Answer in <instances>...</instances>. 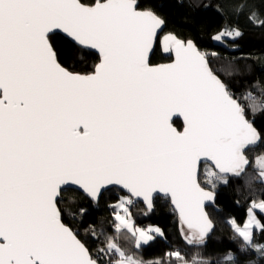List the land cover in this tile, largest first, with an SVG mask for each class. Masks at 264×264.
<instances>
[{
    "label": "snow or ice",
    "instance_id": "snow-or-ice-1",
    "mask_svg": "<svg viewBox=\"0 0 264 264\" xmlns=\"http://www.w3.org/2000/svg\"><path fill=\"white\" fill-rule=\"evenodd\" d=\"M247 6L238 0V11ZM164 25L138 0H0V264H144L118 237L136 249L154 239L129 211L138 198L151 209L154 194L170 197L186 243L204 244L213 228L205 202L229 174H247L248 152H264V134L248 118L264 103L237 95L222 78L227 69L214 68L192 40L163 34ZM58 32L95 50L98 62L65 66ZM241 35L225 28L214 39ZM158 52L171 62L155 63ZM255 165L264 184V154ZM69 190L92 201L122 193L111 205L113 235L101 229L105 246L95 253L63 218ZM256 210L264 212V199L252 201L243 226L230 223L243 241L238 251L264 257ZM166 256L163 264H209L179 250ZM225 261L241 264L231 253Z\"/></svg>",
    "mask_w": 264,
    "mask_h": 264
},
{
    "label": "trees",
    "instance_id": "trees-1",
    "mask_svg": "<svg viewBox=\"0 0 264 264\" xmlns=\"http://www.w3.org/2000/svg\"><path fill=\"white\" fill-rule=\"evenodd\" d=\"M138 3L165 20L163 34L171 32L180 39L194 41L201 51L208 54L214 68L227 69L229 74L222 78L237 95L252 92L257 97V104L264 103L260 99L261 90H264V26L259 23L264 20V0H246L248 6L243 11L237 10L238 0H138ZM253 13L255 19H250ZM225 28H238L242 35L235 40L225 37L223 41H216L214 37ZM58 36V56L65 66L80 71L98 62L95 52L75 46L60 32ZM172 58L168 53L158 52L153 60L155 63H167ZM248 118L264 134V111L249 113ZM175 125L180 128L182 121L176 120ZM260 154H264L260 148L248 152L250 165L247 174L239 178L229 174L228 183L217 184L213 190L216 206H209L207 211L214 229L203 245L186 243L179 214L170 199L162 196L154 199L152 209L135 201L129 211L136 225L156 226L164 236L155 233L152 241L136 249L130 238L121 235L118 237L121 247L144 264L157 260L163 264L169 259L166 253L177 250L188 260L195 256L209 264H226L225 257L229 253L237 256L241 264H264V257L259 253L238 251L243 241L237 237L230 223L235 220L237 224H244L252 201L264 199V184H261L255 166V158ZM121 195L118 190L107 192L95 202L71 190L64 194L60 205L63 218L93 253L105 246L101 229L113 235L111 205ZM256 215L264 223V212L257 211ZM92 228L97 230L95 237L91 234ZM254 233L255 242L264 243V232L254 228Z\"/></svg>",
    "mask_w": 264,
    "mask_h": 264
},
{
    "label": "water",
    "instance_id": "water-1",
    "mask_svg": "<svg viewBox=\"0 0 264 264\" xmlns=\"http://www.w3.org/2000/svg\"><path fill=\"white\" fill-rule=\"evenodd\" d=\"M165 30V25H164V27H163V33L165 32L164 31ZM61 34H63L62 32H60ZM63 35H65V34H63ZM66 36V35H65ZM194 42V41H193ZM195 43V42H194ZM196 44V43H195ZM197 46V45H196ZM198 47V46H197ZM84 49H86V50H89V51H93V52H95L97 55H98V53L95 51V50H90V49H87V48H84ZM201 51V50H200ZM201 52H203V51H201ZM171 61H168L167 63H170ZM175 119V118H174ZM178 120H181L182 121V118L181 119H178ZM176 126V125H175ZM254 126V125H253ZM177 127V126H176ZM255 127V126H254ZM257 129V128H256ZM85 196H86V194H84ZM165 197V198H169L170 199V197H167V196H164L163 194H154V197H153V201H154V199L155 198H157V197ZM170 201H171V199H170ZM95 202H98V201H95ZM136 202H142L144 205H145V207L146 208H148L147 207V204L142 200V198H138L137 200H136ZM216 195H215V193H214V200H212V201H206L205 202V211L208 213V216H209V218H210V214H209V212L207 211V208L210 206V207H214V206H216ZM172 203V202H171ZM172 205H173V208L175 209V211L179 214V212H178V210L175 208V206H174V204L172 203ZM153 206H154V204H153ZM153 206H152V208H153ZM151 208V209H152ZM149 209V208H148ZM211 219V218H210ZM212 221V220H211ZM213 223V222H212ZM213 229H214V223H213V228H212V230L209 232V234H208V236L206 237V239L211 235V233H212V231H213Z\"/></svg>",
    "mask_w": 264,
    "mask_h": 264
},
{
    "label": "rangeland",
    "instance_id": "rangeland-1",
    "mask_svg": "<svg viewBox=\"0 0 264 264\" xmlns=\"http://www.w3.org/2000/svg\"><path fill=\"white\" fill-rule=\"evenodd\" d=\"M167 34V33H166ZM166 54V53H165ZM261 155V154H260ZM256 166V165H255ZM257 202H259V201H257ZM257 211H260V210H257ZM257 211H256V213H257ZM256 217H257V215H256ZM132 218V217H131ZM250 217H249V213H248V217L246 218V221H245V223L248 221V219H249ZM258 219V218H257ZM133 220V219H132ZM134 221V220H133ZM244 223V224H245ZM244 224H239V225H241V226H243ZM135 227H137V228H140V229H143V230H145L146 232H148V234L149 235H155V233H153V232H151L150 230L151 229H154V228H157L156 226H153V227H146V226H138V225H136L135 224ZM254 236H255V233H254Z\"/></svg>",
    "mask_w": 264,
    "mask_h": 264
},
{
    "label": "built area",
    "instance_id": "built-area-1",
    "mask_svg": "<svg viewBox=\"0 0 264 264\" xmlns=\"http://www.w3.org/2000/svg\"><path fill=\"white\" fill-rule=\"evenodd\" d=\"M130 207H132V206H130ZM130 209V208H129Z\"/></svg>",
    "mask_w": 264,
    "mask_h": 264
}]
</instances>
